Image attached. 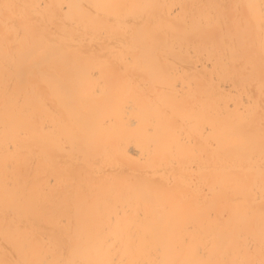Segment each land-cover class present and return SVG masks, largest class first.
<instances>
[{
  "label": "bare ground",
  "instance_id": "6f19581e",
  "mask_svg": "<svg viewBox=\"0 0 264 264\" xmlns=\"http://www.w3.org/2000/svg\"><path fill=\"white\" fill-rule=\"evenodd\" d=\"M0 264H264V0H0Z\"/></svg>",
  "mask_w": 264,
  "mask_h": 264
}]
</instances>
